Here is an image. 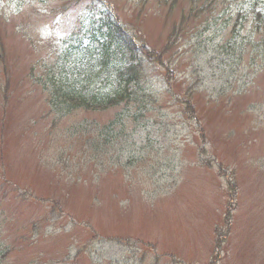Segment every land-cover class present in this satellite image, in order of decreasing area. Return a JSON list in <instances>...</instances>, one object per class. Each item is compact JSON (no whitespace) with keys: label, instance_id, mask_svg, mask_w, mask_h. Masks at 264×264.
<instances>
[{"label":"rangeland","instance_id":"374dc122","mask_svg":"<svg viewBox=\"0 0 264 264\" xmlns=\"http://www.w3.org/2000/svg\"><path fill=\"white\" fill-rule=\"evenodd\" d=\"M184 1L168 12L163 0H95L146 52L165 51L169 81L152 61L161 87L146 110L67 113L28 74L34 47L60 73L63 48L100 30V9L0 0V264H264V70L224 46L248 34L226 27L231 9ZM120 111L135 132L116 125L94 154V124Z\"/></svg>","mask_w":264,"mask_h":264},{"label":"trees","instance_id":"16d2710c","mask_svg":"<svg viewBox=\"0 0 264 264\" xmlns=\"http://www.w3.org/2000/svg\"><path fill=\"white\" fill-rule=\"evenodd\" d=\"M163 1L164 3L168 2L166 6L168 12L175 3L179 2V0ZM186 1L190 2L192 8L200 6L202 11L210 5H212L213 10L221 13L231 9L232 16L227 20L226 26L233 24V27L236 28L241 20L248 24L252 23L255 28L252 32L256 34L255 36L262 37V43L257 46L255 52L260 59L264 60V0H229L230 6L226 5L228 0H202L200 5L192 0ZM186 1L182 2L183 5L186 4ZM188 10L191 11L192 9L189 8ZM185 12V10L180 11V21L174 23L173 31L169 36L170 39L173 34L180 30L179 26L184 19L182 14ZM113 19L114 17H110L106 11H103V16L99 20L100 30L94 28L88 30L93 35L89 44L83 47L77 44L75 48H63L59 59L63 60L64 63H61L68 62L70 66L73 64L77 69L69 70L68 67H64L60 73H57V63L53 58H50L52 53H48L47 57L48 49L44 51L43 48L34 47L35 50L42 51V53L38 61H33L30 64L32 66L29 68L28 74L33 75L37 80L43 79L40 80L44 84L42 85L43 90L47 89L45 84L48 81V85L56 91L55 95L60 100L59 108L62 111L65 110L68 113L71 112V109L111 110L122 104L125 105L124 112L134 107L141 111V109L146 110L148 105L158 102L157 93L161 86L155 87L156 81L159 80L149 75L151 70L148 72V67L152 61L156 62L154 67L161 69L165 74L160 80L162 87L165 88L167 81H169L167 78L169 62L164 61L166 59L165 51L151 49L150 52H146L145 44L142 45L145 47L141 48L140 44L135 42L136 34L127 33L118 20L116 19L114 22ZM174 40H177V37ZM38 65L40 70L47 71L43 74L45 76L33 73ZM154 67L150 66L149 69ZM72 80H75V84ZM125 118L127 120V116L120 111L108 123L109 125H102L98 122L94 124L95 132L89 133L94 135L92 144L94 154L102 150V145L108 141L117 139L120 132L115 130V126L121 124L123 126L121 120ZM134 120L137 128H139L141 126L140 116L135 115ZM124 128L133 132L136 130L129 125H124ZM102 140L107 141L101 144Z\"/></svg>","mask_w":264,"mask_h":264}]
</instances>
